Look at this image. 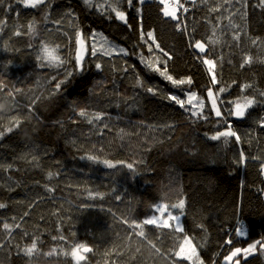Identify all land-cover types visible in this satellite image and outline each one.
<instances>
[{"label": "trees", "instance_id": "16d2710c", "mask_svg": "<svg viewBox=\"0 0 264 264\" xmlns=\"http://www.w3.org/2000/svg\"><path fill=\"white\" fill-rule=\"evenodd\" d=\"M134 3L135 7H129L126 0L118 3L131 27L115 19L107 7L117 6L116 0H92L93 6L83 0H49V7L43 10L25 8L17 0H5L0 6V81L6 85L0 102L11 101L5 93L13 91L16 113L26 118L22 131L0 140V203L7 205L0 209V244L5 245L0 247V264H75L64 253H70L76 244L93 249L81 264H172L155 255L139 237L128 240L131 229L123 220L143 221L157 214L156 205H171L181 198L185 200L184 233L145 226L149 239L165 253L174 251L187 234L197 244L205 264L213 260L218 264L231 248L264 239V127L260 125L264 98L259 96L264 91V64L239 67L245 52L264 55V48L249 41V37L264 41V9L257 7L258 0H248L246 19L233 18V23L248 33L237 47L228 19L241 7L237 0H183L188 12L179 16L185 31L163 15L160 0ZM213 7H220V11H210ZM136 8H140L139 14ZM33 20L37 33L28 35L27 25ZM77 27L88 49L82 71L75 67ZM141 28L145 33L153 31L157 42L172 56L170 73L177 78L191 76L193 90L200 95L211 85L206 67L196 58L198 50L190 42L206 41L216 29L221 42L210 46L211 55L223 57L222 69H217L222 83L217 87L230 85L220 95L222 110L232 108L229 102L243 95L257 100L245 118H228L242 142L232 140L225 145L222 140H211L210 135L223 127L216 123L214 114L208 121L198 120L164 98L169 94L183 98L186 86L174 87L141 63V54L149 58L161 55L148 52ZM17 30L22 34L14 35ZM92 33H99L118 50L110 56L104 52L93 56ZM45 43L59 45V54L69 62L59 69L42 66L37 57ZM119 48H125L129 55L119 53ZM97 63L102 69L96 68ZM125 68L127 71L122 70ZM66 72L72 73L67 82L56 95L46 98L56 83L52 76L62 80ZM137 79L143 81V87L137 85ZM244 83L253 84V88L241 93ZM146 87L160 92L153 95ZM15 89L21 91L15 93ZM37 97L29 122L28 106ZM81 108L88 117L78 115ZM97 113L99 120L95 119ZM240 152L248 157L243 164L237 163ZM90 155L98 161L89 160ZM32 156L37 160L32 161ZM103 160L116 167L108 168ZM128 163L133 169L127 168ZM49 172L54 174L51 178ZM170 210L181 214L179 209ZM25 212L29 215L24 216ZM3 223L21 227L13 228L9 235ZM241 224L248 232L246 238L235 234ZM35 237H39L42 253L56 252L32 258L18 253L15 245L23 247ZM229 238L231 245L225 244ZM136 247L141 248L140 253H135ZM241 264H264V254L258 252Z\"/></svg>", "mask_w": 264, "mask_h": 264}, {"label": "snow or ice", "instance_id": "6c2138e0", "mask_svg": "<svg viewBox=\"0 0 264 264\" xmlns=\"http://www.w3.org/2000/svg\"><path fill=\"white\" fill-rule=\"evenodd\" d=\"M18 3L22 4L25 8L36 9L41 7L43 10L44 8L49 7V0H17ZM84 4L87 6H93L92 0H83ZM230 2V0H225V3ZM119 0H116L117 6H112L111 4L107 5L110 8V11L114 13L115 19L122 21L124 24L128 25L127 14L125 11L121 10L118 6ZM126 3L129 7H135L134 0H126ZM136 3L143 4L144 0H136ZM160 3L164 5L162 11L163 15L167 18H171L172 20L177 21V29L180 31H185V29L180 27L182 23L180 21L179 13L188 12V8L185 7L183 0H160ZM192 3H195V0H192ZM237 3L241 4V7L236 9L235 11L231 12L228 19L229 25L233 29L232 32V40L235 42L236 46L239 47L242 42V37L247 36L248 33L244 31L243 27L240 24L233 23V18L235 16H240L241 20H245L247 17L246 8L248 7V0H237ZM5 4V0H0V6ZM8 10H12V5L9 4ZM99 7L103 8L105 5H99ZM257 7L264 9V0H258ZM137 13H140V8H136ZM212 12L220 11V7H213L210 9ZM71 15V13H69ZM45 19H47V13L45 14ZM3 23V22H0ZM55 23L60 24L61 21H55ZM131 27V25H128ZM27 34L28 35H35L37 33L36 29V21H30L27 25ZM194 31V29H193ZM16 36L21 35V31L17 30L13 33ZM92 38H95V33H92ZM141 39L144 40V43L147 45L148 52L154 53V51H158L161 55H152L150 58L145 57L141 54V63L152 73H157L164 80L168 81L171 85L176 88H181L182 86H186V89L183 93V98L176 94H169L166 98L170 102H174L180 109L186 111L191 117H196L198 120L208 121L211 116L214 114L216 118V123L223 124V127L216 130L214 134L210 135V139L213 141H221L227 145L230 141L234 140L236 143L242 142L241 136L235 131L232 127L231 121L228 119L229 117H235L237 119L245 118L248 110L257 103L255 96H247L243 95L238 97L235 101H230L232 103V108L222 110L220 95L225 93L230 85L227 86H219L221 85V77L220 73L217 71L218 67L222 69V64L220 61L223 57H215L213 58L211 55L212 48L210 46H215L219 44L220 38L216 36V29L213 28L212 35L207 38V40H193L190 42V46L198 50V54L196 56L197 59L201 61V63L206 67L207 73L209 75V81L211 86L205 87V95H200L197 91L193 90L194 80L191 76H186L182 78H177L173 74L170 73L168 67V61L172 59V56L165 51L164 48L161 47V44L157 42L156 36L153 31L144 32L141 28L140 30ZM145 36L147 39L145 40ZM151 41V43H149ZM250 44L257 48H264V41H261L259 37L252 38L249 37ZM76 50H75V67L79 70L84 69V58L85 53L88 51L86 47V42L84 39V34L79 28L76 29ZM59 45L50 46L49 44L45 43L41 47L40 54L38 55V59L42 62V66L50 67L53 69H59L63 67L69 61L62 58L59 54ZM113 51H116L115 47L112 48V51L105 50L104 55L110 56ZM97 49L93 44L91 47V54L94 56L96 55ZM119 53L124 55H129L128 51L125 48H119ZM260 63L264 64V55L254 56L249 52H245L244 56L242 57V62L240 63L239 67L241 69L245 68L246 66H251L253 63ZM231 63V61H229ZM97 69H102V65L100 63L96 64ZM127 71V69H122ZM72 73L66 72L65 79H57V76H52V80L56 81L54 84L53 91L49 94L51 96L56 95L63 84L67 82V76H70ZM58 75V74H57ZM137 85L143 87V81L137 79ZM233 84L236 82L233 81ZM6 85L0 81V92H4ZM253 88V84L251 83H244L240 85L241 93H244L247 89ZM20 89H15V93H19ZM145 91L151 93L153 95H158L160 90L156 87H146ZM6 97H10L11 101L4 99L0 102V105L6 104L7 107L0 106V140H3L5 136L22 131L21 125L24 123L26 118L20 117L18 113H16V108L18 105L15 103V94L13 91H7L5 93ZM259 96L264 98V91L259 92ZM37 97L35 100L32 101V104L28 106L29 117L27 119L31 120V114L33 112L34 105ZM207 109V111H205ZM78 115L80 117H88V113L85 109H79ZM101 115L99 113L95 114V119L99 120ZM6 121V123H5ZM91 124L93 121L91 118L87 121ZM261 127H264V118L260 120ZM25 135H28L27 132H24ZM207 135V134H206ZM89 160L98 161V157L96 156H88ZM32 161L37 160L36 156H32ZM248 157L245 155L244 152H240L239 159L237 163H245ZM253 159H258V157H253ZM105 164L108 168L116 167L110 160H103L101 161ZM123 163V162H118ZM127 168L133 169L134 165L132 163H128ZM2 167V166H0ZM8 168L11 165L7 166ZM261 171L264 172V163L261 165ZM54 174L52 172L48 173V177L51 178ZM48 191H53V189L48 188ZM103 197V194H99ZM7 207L5 203H0V209ZM87 207V205H86ZM156 211L160 214L159 216H152L151 218H146L143 221L137 222L132 220L129 222L127 219L123 220V223L128 225V228L131 231L128 233L127 239L132 240L133 236L139 237L143 243H146L150 246L153 250L154 254L165 258L167 260H171L172 264H178V261H188L189 264H205L204 259L201 257L200 252L198 251V246L193 242V238L187 234L182 236V239L179 240L176 249L169 250V252L165 253L162 251L160 247L157 246L153 240L149 239L145 226L152 225L156 228L160 229H170L176 233H184V228L180 225V216L173 214L169 209H179L181 215L183 214V210L185 208V200L179 199L178 202L172 203L171 205L164 203L158 204L155 206ZM29 215L28 212L24 213V216ZM15 219V217L13 218ZM175 222V223H173ZM21 227L20 224H9L3 223V229L11 235L13 228L19 229ZM203 227V225H200ZM235 234L238 237L246 238L248 235L247 230L243 224L239 225L235 229ZM24 235H27L25 232ZM57 239V237H53V240ZM61 240L65 239L63 236L60 237ZM134 242V241H133ZM39 237H35L31 240L30 244H25L21 247L19 244L15 245L18 249V253H22L25 257L32 258L37 255H46L51 256L56 252V249H52L47 253H42L40 248L38 247ZM233 240L229 238L225 241V244L231 245ZM5 245L0 244V247H4ZM93 249L85 244H76L72 247L71 252H65V255H70L75 264H81L82 261L87 260L86 253H91ZM141 248L136 247L135 253H140ZM264 254V239H258L253 243L248 244L247 247H233L230 249L228 255L223 257L224 264H241V260L247 261L249 256H252L256 253ZM122 254V253H117ZM132 259L135 260V254L132 255ZM212 264H216L215 260H213Z\"/></svg>", "mask_w": 264, "mask_h": 264}, {"label": "rangeland", "instance_id": "374dc122", "mask_svg": "<svg viewBox=\"0 0 264 264\" xmlns=\"http://www.w3.org/2000/svg\"><path fill=\"white\" fill-rule=\"evenodd\" d=\"M92 37V36H91ZM92 44L95 45L97 52H104L105 50L108 51H112V48L115 47L116 51L118 50L117 46H114L113 44H111L106 38H104L102 35H100L99 33H97L95 35V38H92ZM164 204V203H163ZM170 210V209H169ZM172 213L173 211L170 210ZM157 214L154 216H159L160 214L158 212H156ZM174 214V213H173ZM180 225L182 222V215L180 214ZM151 218V217H149ZM218 264H224V261L218 263Z\"/></svg>", "mask_w": 264, "mask_h": 264}, {"label": "clouds", "instance_id": "9594fccd", "mask_svg": "<svg viewBox=\"0 0 264 264\" xmlns=\"http://www.w3.org/2000/svg\"><path fill=\"white\" fill-rule=\"evenodd\" d=\"M0 106L7 107V105H6V104H2V105H0Z\"/></svg>", "mask_w": 264, "mask_h": 264}]
</instances>
